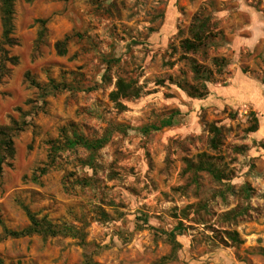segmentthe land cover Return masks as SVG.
<instances>
[{"label": "rangeland", "instance_id": "obj_1", "mask_svg": "<svg viewBox=\"0 0 264 264\" xmlns=\"http://www.w3.org/2000/svg\"><path fill=\"white\" fill-rule=\"evenodd\" d=\"M252 12L264 31V0H15L18 43L7 49L18 64L0 83V126L23 130L0 174V219L26 228L23 203L85 237L9 238L0 258L264 264L259 116L217 91L241 69L264 93V36L251 50L232 46L250 37ZM2 33L0 15V43ZM28 75L67 89L44 95ZM120 80L138 96L112 97ZM75 136L108 141L97 151L64 147ZM51 142L62 149L33 182Z\"/></svg>", "mask_w": 264, "mask_h": 264}, {"label": "trees", "instance_id": "obj_2", "mask_svg": "<svg viewBox=\"0 0 264 264\" xmlns=\"http://www.w3.org/2000/svg\"><path fill=\"white\" fill-rule=\"evenodd\" d=\"M34 0H27L28 3ZM0 15L2 25V41L0 43V83L10 77L12 67L18 64V58L11 56L10 51L7 48H12L17 45V40L13 37L14 34V16H15V0H0ZM42 23V30L40 32V38H42L46 32V21H40ZM66 40L64 42H58L56 44V50L59 55L66 53ZM27 81L30 86L35 87L42 94L50 95L52 93L61 92L67 89V85L50 80L47 85H43L34 78L27 76ZM117 92L112 94V97H129L131 95L138 96V90L133 88L132 84L119 81L117 83ZM23 130V126L13 121L10 126H0V174L3 172L4 166L7 161L14 156V138L16 134ZM108 141L107 137L90 140L83 136H75L72 140H67L64 144L66 148H74L81 146L85 149L97 151L102 148ZM62 149L51 142L50 147V163L44 168L40 169V174L34 173L31 180L38 182L43 175L48 172L49 167H52L58 157L59 151ZM22 209L25 211L29 220V225L22 230L9 229L0 219V225L2 232L0 234V243L9 238L16 239L22 237H29L33 235H41L44 237H57L60 235L72 236L84 241V234L79 229L68 226L66 224L59 225L54 224L47 217L38 218V214L30 210L28 205L21 203ZM0 264H6L3 259L0 258ZM11 264V263H10ZM159 264H164L163 262Z\"/></svg>", "mask_w": 264, "mask_h": 264}, {"label": "crops", "instance_id": "obj_3", "mask_svg": "<svg viewBox=\"0 0 264 264\" xmlns=\"http://www.w3.org/2000/svg\"><path fill=\"white\" fill-rule=\"evenodd\" d=\"M243 9V8H242ZM252 33L249 38L236 36L232 46H236L240 52L242 49H254L264 36L263 30H258L256 25L261 23L258 13L252 12ZM218 94L228 97L236 103L247 104L252 107L253 111L258 113V128L255 132V138L258 142H264V93L241 69H235L231 83L227 86H220ZM257 156L264 160V149L260 147Z\"/></svg>", "mask_w": 264, "mask_h": 264}]
</instances>
